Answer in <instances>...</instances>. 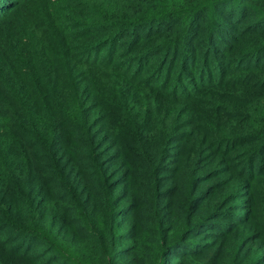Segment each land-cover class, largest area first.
I'll return each mask as SVG.
<instances>
[{"label":"trees","instance_id":"obj_1","mask_svg":"<svg viewBox=\"0 0 264 264\" xmlns=\"http://www.w3.org/2000/svg\"><path fill=\"white\" fill-rule=\"evenodd\" d=\"M0 264H264V0H0Z\"/></svg>","mask_w":264,"mask_h":264}]
</instances>
